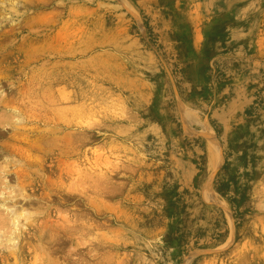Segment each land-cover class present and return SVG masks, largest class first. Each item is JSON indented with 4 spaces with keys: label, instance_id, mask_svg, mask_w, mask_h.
<instances>
[{
    "label": "rangeland",
    "instance_id": "374dc122",
    "mask_svg": "<svg viewBox=\"0 0 264 264\" xmlns=\"http://www.w3.org/2000/svg\"><path fill=\"white\" fill-rule=\"evenodd\" d=\"M0 122L66 130L85 188L1 156L0 264H264V0H0ZM52 220L81 228L29 234Z\"/></svg>",
    "mask_w": 264,
    "mask_h": 264
},
{
    "label": "bare ground",
    "instance_id": "6f19581e",
    "mask_svg": "<svg viewBox=\"0 0 264 264\" xmlns=\"http://www.w3.org/2000/svg\"><path fill=\"white\" fill-rule=\"evenodd\" d=\"M24 28V27H23ZM15 33V32H14ZM13 33V34H14ZM55 35V34H54ZM59 36V35H58ZM11 37H14V36H12L11 35ZM17 37V36H16ZM15 37V38H16ZM63 37H64V35H63ZM62 37V38H63ZM27 38V37H26ZM57 39V38H56ZM16 40V39H15ZM57 41V40H56ZM29 42V41H28ZM25 44V43H24ZM26 44H27V42H26ZM22 47V46H21ZM28 47V46H27ZM66 47V46H65ZM24 49V48H23ZM21 50V49H20ZM25 52V51H24ZM61 52V51H60ZM21 53H23V52H21ZM28 53V52H27ZM18 54V53H17ZM26 58H28V57H26ZM31 58V57H30ZM29 58V59H30ZM21 60V59H20ZM31 62H32V60H30ZM30 62V63H31ZM33 62H35V61H33ZM12 63V62H11ZM23 63H24V61H23ZM10 65V64H9ZM12 66V65H11ZM25 66V65H24ZM24 66H22V68L24 67ZM14 68V67H13ZM21 68V67H20ZM24 69V68H23ZM26 69V68H25ZM9 71V70H8ZM13 71V70H12ZM36 76V75H35ZM33 77V76H32ZM35 79V78H34ZM27 81H28V79H27ZM32 82H34V81H32ZM29 83V82H28ZM31 83V82H30ZM29 83V84H30ZM22 85H24V84H22ZM21 86V85H20ZM26 87V86H25ZM28 88V87H27ZM40 88V87H39ZM26 90V89H25ZM24 90V91H25ZM40 90V89H39ZM20 91H22L21 89H20ZM24 93H28V92H24ZM36 94V93H35ZM44 94V93H43ZM15 95H17V94H15ZM21 95V94H20ZM22 95H23V93H22ZM27 95V94H26ZM18 97V96H17ZM28 97V96H27ZM31 97V96H30ZM44 97V96H43ZM47 98H48V96H47ZM21 99H23V98H21ZM27 99H29V98H27ZM33 99V98H32ZM32 99H31V102H32ZM7 100V99H6ZM5 100V101H6ZM26 100V99H25ZM56 100V99H55ZM17 101V100H16ZM24 101V100H23ZM28 101V100H27ZM30 101V100H29ZM51 101H52V104H53V100L51 99ZM57 101V100H56ZM3 102V101H2ZM15 102V101H14ZM18 102V101H17ZM5 103V102H4ZM6 103H7V101H6ZM21 103V102H20ZM50 103V102H49ZM23 104V103H22ZM54 104H56V102H54ZM3 105V104H2ZM5 105V104H4ZM9 105H10V103H9ZM13 105H15V104H13ZM22 106V105H21ZM5 107V106H4ZM9 107V106H8ZM13 107H15V106H13ZM17 107V106H16ZM15 107V108H16ZM6 108V107H5ZM14 108V109H15ZM20 108V107H19ZM60 108V107H59ZM64 108V107H63ZM39 109V108H38ZM46 109V108H45ZM45 109H43V110H45ZM55 108L53 107V110H54ZM18 110V109H17ZM28 110V109H27ZM30 110V109H29ZM56 110V109H55ZM12 111V110H11ZM15 111H16V109H15ZM32 111H33V109H32ZM34 111H36V110H34ZM46 111V110H45ZM52 111V110H51ZM10 112V111H9ZM14 112V111H13ZM12 112V113H13ZM22 112V111H21ZM21 112H19L20 114H21ZM36 112H38V111H36ZM35 112V113H36ZM42 112V111H41ZM46 112H48V111H46ZM6 113V112H5ZM16 113V112H15ZM39 113V112H38ZM53 113V112H52ZM51 113V114H52ZM66 113H68V112H66ZM24 114H26V113H24ZM27 114H28V111H27ZM32 114V113H31ZM31 114H29V115H31ZM42 114H44V113H42ZM8 115V114H7ZM11 115H13V114H11ZM15 115V114H14ZM49 115V114H48ZM59 115H60V113H59ZM5 116V115H4ZM3 116V117H4ZM22 116V115H21ZM38 116V115H37ZM42 116V115H41ZM44 116V115H43ZM51 116V115H50ZM49 116V117H50ZM2 117V116H1ZM6 117H8V116H6ZM14 117H16V116H14ZM27 117V116H26ZM34 117H35V115H34ZM29 118V117H28ZM44 118V117H43ZM42 118V119H43ZM7 119V118H6ZM14 119V118H13ZM17 119V118H16ZM15 119V120H16ZM23 119V118H22ZM38 119V118H37ZM68 119V118H67ZM10 120V119H9ZM8 120V121H9ZM26 120V119H25ZM24 120V121H25ZM34 120V119H33ZM44 120V119H43ZM45 120H46V118H45ZM48 120V119H47ZM51 120V119H50ZM84 120V119H83ZM61 121V120H60ZM68 121V120H67ZM80 121V120H79ZM20 122V121H19ZM29 122V121H28ZM35 122V121H34ZM41 122V121H40ZM81 122V121H80ZM1 123V122H0ZM7 123V122H6ZM6 123H5V125H6ZM42 123V122H41ZM49 123V122H48ZM64 123V122H63ZM69 123V122H68ZM3 124V122L0 124V125H2ZM15 124V123H14ZM25 124V123H24ZM27 124V123H26ZM38 124V123H37ZM51 124V123H50ZM76 124V123H75ZM8 125H10V124H8ZM16 125V124H15ZM29 125V124H28ZM34 125V124H33ZM44 125V124H43ZM54 125V124H53ZM59 125V124H58ZM66 125H68V124H66ZM82 125V124H81ZM2 126H4V125H2ZM7 126V125H6ZM20 126V125H19ZM21 126H23V125H21ZM20 126V127H21ZM25 126V125H24ZM27 126V125H26ZM31 126V125H30ZM50 126V125H49ZM55 126H56V124H55ZM5 127V126H4ZM19 127V128H20ZM38 127H39V125H38ZM38 127H36L35 129L34 128H32L33 129V134L35 135L34 137H31V138H21V136L19 137L17 134H15V136L17 135L18 136V138H15L14 140V143H8L7 142V144L5 143V142H2V143H4L3 145H0V157L1 156H4V155H9V156H11L12 158L14 157V158H20L19 160L20 161H13V164L12 165H10L11 166V172L13 173V175L15 174L17 177L18 176H20L21 177V175H28V173H32L33 175H34V180L35 181H37L38 182V184L36 185V187L35 186H33L32 185V183L30 184V187H34V189H33V191L34 192H32V193H36V189L38 188V187H40V188H47V186L49 185V186H55L57 189V191H58V189H59V191H60V189L61 190H63L65 193H66V197H67V199H69V198H73L74 199V197H76L77 196V194L78 195H81L82 196V194H84V192H85V188H84V192L83 191H81V192H71V190H69L68 189V187H67V185H66V181H73L74 179V177L75 176H81L82 175V173H81V170H80V168L79 169H75L74 167V165L75 164H70L67 160L70 158L69 157V150H68V144H67V140L66 139H71V137L70 138H68L69 137V134L67 133V132H65L66 130H64V129H59L57 126L55 127V128H50V127H47L48 129H43V130H40L41 128H39V129H37ZM67 127V126H66ZM27 128H29V127H27ZM44 128V127H43ZM88 128H90V127H88ZM6 129V128H5ZM82 129V128H81ZM83 129H84V126H83ZM17 130V129H16ZM8 131H9V127H8ZM21 131V130H20ZM25 131V130H24ZM29 131V130H28ZM68 131V130H67ZM75 131V130H74ZM80 131V130H79ZM13 132V131H12ZM16 132H18V131H16ZM32 132H31V135H32ZM71 132H73V131H71ZM77 132V131H76ZM76 132H74V134L76 133ZM92 132V131H91ZM21 133V132H20ZM24 133V132H23ZM68 135H67V134ZM1 134V133H0ZM19 134V133H18ZM26 134H27V132H26ZM61 134L62 135H64V136H62L61 137ZM90 135H92V134H90ZM23 136V135H22ZM33 136V135H32ZM66 136H68V137H66ZM73 136V135H72ZM27 137V136H26ZM78 137V136H77ZM77 137H75V138H77ZM82 137V136H81ZM87 137V136H86ZM11 138V137H10ZM81 139V138H80ZM80 139H79V141H80ZM9 140V139H8ZM11 140V139H10ZM75 139H72V141H74ZM77 141V140H76ZM82 141V140H81ZM75 142V141H74ZM76 143V142H75ZM70 145H72V144H70ZM76 145H80V144H78V142H77V144ZM81 145H83L82 143H81ZM73 146V145H72ZM87 146V145H86ZM85 146V147H86ZM79 147H81V146H79ZM73 149L75 148V147H72ZM84 148V147H83ZM81 150V149H80ZM79 150V151H80ZM75 151V150H74ZM84 151V150H83ZM82 151V152H83ZM76 152V151H75ZM35 154H42V155H44V157L41 159L40 157H37V156H35ZM78 154V153H77ZM80 155V154H79ZM89 155V154H88ZM8 156V157H9ZM7 157V158H8ZM74 157V156H73ZM80 157V156H79ZM84 157H85V155H84ZM87 157V156H86ZM10 158V157H9ZM4 159H5V157H4ZM72 159V158H71ZM6 160V159H5ZM12 160V159H11ZM80 160V159H79ZM7 161V160H6ZM4 162V164H6V167L8 166L7 165V162ZM11 162V161H10ZM75 162V161H74ZM1 165V164H0ZM4 166V165H3ZM9 166V167H10ZM78 166V165H77ZM0 167H2V166H0ZM5 167V168H6ZM81 167V166H80ZM8 168V167H7ZM6 168V169H7ZM78 168V167H77ZM4 169V168H3ZM6 169H4L3 171H2V169H0V173H10V169L7 171ZM84 171V170H83ZM86 172V171H85ZM0 175H2V174H0ZM83 176V175H82ZM14 177V176H13ZM26 177V176H25ZM32 177V176H31ZM15 178V177H14ZM27 178V177H26ZM26 178H24V179H26ZM83 178H85V177H83ZM82 178V179H83ZM87 178V177H86ZM96 179V178H95ZM94 179V180H95ZM30 180V179H29ZM77 180H80V178L78 179L77 178ZM86 180V179H85ZM1 181V180H0ZM22 181H25V180H22ZM3 182H4V180H3ZM81 182V181H80ZM4 183H6V182H4ZM4 183H2V184H4ZM1 184V183H0ZM5 185H8V184H5ZM23 185H25V184H23ZM40 185V186H39ZM52 186V187H53ZM29 187V186H28ZM75 187V186H74ZM80 187H81V185H80ZM83 187H84V185H83ZM5 189H6V187H4ZM19 188V187H18ZM1 189V188H0ZM8 189H9V187H8ZM51 189H53V188H51ZM14 190L16 191V189L14 188ZM25 190V189H24ZM75 190H76V188H75ZM79 190V189H78ZM80 190H82V189H80ZM119 190V189H118ZM2 191L3 190H1V193H2ZM4 191H6V190H4ZM26 191V190H25ZM40 191H42V189L40 190ZM19 192H21V191H19ZM45 192V191H44ZM63 192V193H64ZM31 193V192H30ZM47 193V192H46ZM81 193V194H80ZM111 193V192H110ZM6 194V193H5ZM5 194H3V195H5ZM17 194V193H16ZM24 194H25V192H24ZM51 194V193H50ZM55 194V193H54ZM58 194V193H57ZM56 194V195H57ZM62 194V193H61ZM1 195V194H0ZM23 195V194H22ZM29 196H30V194H29ZM51 195H49V193H48V195H46V197H48V199H49V197H50ZM85 196V195H84ZM2 197V196H1ZM21 197V196H20ZM23 197V196H22ZM21 197V198H22ZM56 197V196H55ZM3 198V197H2ZM9 198V197H8ZM20 198V199H21ZM57 198V197H56ZM60 198V197H59ZM84 198V197H83ZM4 199H6V198H4ZM27 198H25V200H26ZM30 199V198H29ZM36 199V198H35ZM38 199V198H37ZM44 199V198H43ZM77 199V198H76ZM81 199V198H80ZM12 200H14V199H12ZM22 200V199H21ZM45 200V199H44ZM66 200V199H65ZM75 200V199H74ZM83 200V199H82ZM4 201H8V200H4ZM29 201H31V200H29ZM34 201V200H33ZM46 201V200H45ZM71 201V200H70ZM2 202V201H1ZM39 202V201H38ZM13 203H14V201H13ZM18 203H22V202H18ZM17 203V204H18ZM43 203V202H42ZM16 204V203H15ZM16 204V205H17ZM27 204H28V202H27ZM30 204H35L34 202H30ZM61 204V203H60ZM14 205V204H13ZM19 205V204H18ZM63 205V204H62ZM76 205V204H75ZM78 205V204H77ZM92 205V204H91ZM24 206V205H23ZM28 206V205H27ZM87 206V205H86ZM97 206H98V204H97ZM24 207H26V204H25V206ZM23 207V208H24ZM35 207H38V209H39V205H37V206H35ZM99 207V206H98ZM3 209V210H5V211H7V212H9V215L13 218V221H11V222H9V228H10V230L12 229L13 231H14V234H13V237L12 238H10L9 239V241H5L6 243L7 242H9L11 245H12V248L13 249H17V250H19V251H21V250H23L24 249V245L22 244V243H20L19 242V237H20V231H22L21 230V225H20V222H19V220H18V209H9V208H7L5 205H4V203L2 204V205H0V209ZM22 208V207H21ZM30 208V207H29ZM89 208V207H88ZM90 209V208H89ZM96 209V208H95ZM101 209V208H100ZM23 210V209H22ZM40 210V209H39ZM41 210H43V209H41ZM48 211V210H47ZM58 211V210H57ZM83 211V210H82ZM0 212H1V214L2 213H4L3 211H1L0 210ZM42 212H44L45 213V211H42ZM32 213V212H31ZM40 213V212H39ZM115 213V212H114ZM0 214V215H1ZM8 214V213H7ZM33 214V213H32ZM54 214V213H53ZM3 215V214H2ZM1 215V216H2ZM6 215V214H5ZM38 215H40V214H38ZM0 216V217H1ZM4 216V215H3ZM23 216V215H22ZM22 216L21 217H19V218H22ZM25 216V215H24ZM28 216V215H27ZM31 216V215H30ZM32 216H34V215H32ZM62 216V215H61ZM65 216H66V214H65ZM5 217H7V216H5ZM9 217V216H8ZM64 217V216H63ZM31 218V217H30ZM59 218V217H58ZM75 218V217H74ZM86 218V217H85ZM7 219V218H6ZM37 219V218H36ZM35 219V220H36ZM42 219V218H41ZM65 219V218H64ZM71 219V218H70ZM9 220V219H8ZM12 220V219H11ZM22 220H23V218H22ZM34 221V220H33ZM41 221V220H40ZM48 221V220H47ZM49 221H51V220H49ZM53 221V224L54 225H51V226H49V225H47L46 223V220H45V225H43V226H41V224H40V226H35L34 224V227L32 228V230H30L29 231V234H32V235H34V237H39V238H41L42 237V235H43V232L44 231H46L45 230V228H49V229H51V231H53L54 233H56V235L57 234H59V233H62V232H65V233H67V234H69V233H71V232H79L80 230V228L79 229H77V228H75V229H72V228H70L69 227V230L65 227V225L61 222V221H59V220H52ZM122 221V220H121ZM22 222V221H21ZM42 222V221H41ZM40 222V223H41ZM64 222V221H63ZM66 222V221H65ZM89 222V221H88ZM51 223V222H50ZM84 223V222H83ZM69 224H72V223H69ZM68 224V225H69ZM82 224V223H81ZM95 224V223H94ZM7 225V222L6 221H4V220H1L0 221V228H6L5 226ZM24 225V224H23ZM22 225V226H23ZM31 225H32V223H31ZM83 225H85V224H82V226ZM91 225V224H90ZM25 226V225H24ZM80 226V225H79ZM86 226V225H85ZM89 226V225H88ZM93 226V225H92ZM121 226V225H120ZM124 227V226H123ZM83 228V227H82ZM97 228V227H96ZM31 229V228H30ZM79 230V231H78ZM90 230V229H89ZM3 231H4V229H3ZM3 231H2V234L4 235V233H3ZM6 231H9V229H7ZM13 231H12V233H13ZM25 231V230H24ZM11 232V231H10ZM48 232V231H47ZM92 232V231H91ZM27 233V232H26ZM74 233V234H75ZM9 234V233H8ZM45 234V233H44ZM64 234V233H63ZM73 234V235H74ZM86 234V233H85ZM7 235V234H6ZM61 235V234H60ZM72 235V237H75V236H73ZM79 235V234H78ZM90 235V234H89ZM12 235H10V237H11ZM83 236V235H82ZM22 237V236H21ZM44 237V236H43ZM47 237V236H46ZM68 237V236H67ZM100 237V236H99ZM9 238V237H8ZM7 238V239H8ZM64 238V237H63ZM69 238V237H68ZM85 239H86V237H84ZM94 238V237H93ZM99 239L98 237H95L94 238V240L95 239ZM1 239V238H0ZM43 239V238H42ZM58 239V238H57ZM44 240V239H43ZM47 240V239H46ZM70 240V239H69ZM41 241V240H40ZM57 241H59V240H57ZM61 241V240H60ZM67 241V239L65 240V242ZM97 241V240H96ZM95 241V242H96ZM99 241V240H98ZM2 242H4V241H2ZM35 242V241H34ZM43 242V241H42ZM9 243H8V245H9ZM68 243H69V241H68ZM112 243V242H111ZM4 244V243H3ZM42 244V243H41ZM79 244H80V242H79ZM2 245V244H1ZM5 245V244H4ZM37 245V244H36ZM55 245H56V243H55ZM82 245V244H81ZM118 245V244H117ZM41 246V245H40ZM100 246V245H99ZM98 246V247H99ZM4 247V246H3ZM9 247H10V245H9ZM9 247H7L8 249H9ZM44 247V246H43ZM107 247H109V246H107ZM11 248V247H10ZM53 248V247H52ZM61 248V247H60ZM63 248V247H62ZM61 248V249H62ZM1 249V248H0ZM44 249V248H43ZM49 249V248H48ZM54 249H56V248H54ZM57 249H58V247H57ZM75 249V248H74ZM107 249V248H106ZM118 249V248H117ZM35 250V249H34ZM37 250V249H36ZM41 250H42V247H41ZM45 250V249H44ZM52 250V249H51ZM95 250V249H94ZM30 251V250H29ZM33 251V250H32ZM46 251V250H45ZM62 251V250H61ZM103 251V250H102ZM36 252V251H35ZM63 252V251H62ZM7 253V252H6ZM25 253V252H24ZM45 253V252H44ZM43 253V254H44ZM52 253V252H51ZM18 254V253H17ZM36 254H38V252L36 253ZM55 254V253H54ZM57 254H59V253H57ZM13 255V254H12ZM41 255V254H40ZM46 255V254H45ZM18 256V255H17ZM20 256V255H19ZM37 256V255H36ZM35 257V256H34ZM39 257V256H38ZM58 257V256H57ZM9 258V257H8ZM15 258V257H14ZM37 258V257H36ZM35 258V259H36ZM43 258V257H42ZM1 260V259H0ZM125 260V259H124ZM4 261H6V260H4ZM33 262V261H32ZM61 262V261H60ZM82 262V261H81ZM25 263V262H24ZM58 263V262H57ZM8 264V263H7ZM77 264V263H76Z\"/></svg>",
    "mask_w": 264,
    "mask_h": 264
}]
</instances>
